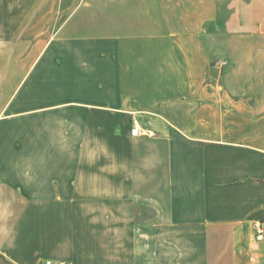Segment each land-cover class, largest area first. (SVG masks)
<instances>
[{
    "label": "crops",
    "instance_id": "1",
    "mask_svg": "<svg viewBox=\"0 0 264 264\" xmlns=\"http://www.w3.org/2000/svg\"><path fill=\"white\" fill-rule=\"evenodd\" d=\"M258 222L264 0H0V264H264Z\"/></svg>",
    "mask_w": 264,
    "mask_h": 264
},
{
    "label": "built area",
    "instance_id": "2",
    "mask_svg": "<svg viewBox=\"0 0 264 264\" xmlns=\"http://www.w3.org/2000/svg\"><path fill=\"white\" fill-rule=\"evenodd\" d=\"M132 134L136 135L138 134V128L134 127L132 129ZM255 228H256V233H255V238L257 241H261L264 239V222H258L255 224ZM44 264H64L63 261H55L52 259H48L45 261Z\"/></svg>",
    "mask_w": 264,
    "mask_h": 264
},
{
    "label": "rangeland",
    "instance_id": "3",
    "mask_svg": "<svg viewBox=\"0 0 264 264\" xmlns=\"http://www.w3.org/2000/svg\"><path fill=\"white\" fill-rule=\"evenodd\" d=\"M216 62H218L220 65H224V62L221 63V60H217Z\"/></svg>",
    "mask_w": 264,
    "mask_h": 264
}]
</instances>
